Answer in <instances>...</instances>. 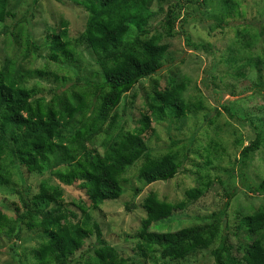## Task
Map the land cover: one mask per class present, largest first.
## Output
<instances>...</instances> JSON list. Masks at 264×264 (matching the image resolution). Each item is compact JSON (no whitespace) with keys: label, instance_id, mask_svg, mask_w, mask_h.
<instances>
[{"label":"trees","instance_id":"obj_1","mask_svg":"<svg viewBox=\"0 0 264 264\" xmlns=\"http://www.w3.org/2000/svg\"><path fill=\"white\" fill-rule=\"evenodd\" d=\"M39 1L34 0V5ZM71 2L86 13L84 32L79 39H71L67 23L63 22L58 32L49 35L50 42L43 49L48 53V61L62 68L78 63L77 54L83 55L77 46L84 44L98 67L94 74L97 80L78 79L76 87L83 85L86 90L72 93L68 88L60 91L45 86L43 79L47 82L52 79L56 84L67 82L66 77L48 69L20 72L16 76L12 62L0 68V187L8 188L15 184L16 168L27 176L49 172L59 181L58 184L49 180L41 182L37 194H32L31 188L16 190L18 203L13 217L0 210V239L9 241L12 257L17 262L20 259L16 254V241L20 240L24 228L29 232L39 229L45 236L34 251V264H78L84 256L81 254L78 259L77 254L92 238L96 239V246H105L102 230L93 221L91 212L104 202L122 196L127 183L125 175L138 162L142 161L136 179L143 186L134 191V201L144 187L169 183L177 178L190 153H193L191 148L195 139H189L188 145L183 146L184 151L169 148L163 152L151 146V139L146 140L145 137L148 133L155 135L153 124L161 125L168 118L181 119L192 111V107L200 109V103L184 98L186 83L174 82L164 90H158L156 85L153 93L146 96L148 110L139 120V128L114 137L120 119L116 110L141 82L161 71L170 49L163 43L164 39H174L182 33L189 49L201 52L207 58H215L214 50H209L212 48L209 43L195 44L184 31L191 17L183 20L181 30L177 32L180 14L172 8L165 14L163 32L151 34V23L164 13L163 6L169 0ZM262 2L260 13L264 14V0ZM237 8V5L228 7L227 20H219L217 27H234L231 17L240 16ZM14 19L10 0H0V24ZM19 24L20 21L11 27L5 26L2 33L14 34ZM263 34L254 35L247 25L237 32L234 40L239 48L225 51L228 54L227 59L223 56L225 63L237 72V77L243 78L244 75L239 73L247 70L260 72L259 67L264 64V47L259 54L254 48ZM30 44L34 47L30 53L37 54L40 47L32 40ZM26 55L28 58L29 53ZM35 77L39 81L31 85L28 79ZM225 110L230 119H236L229 107ZM251 124L254 125L252 120ZM101 136L104 139L100 142V150L96 143ZM263 144V133L257 132L252 143L241 151L242 167ZM214 145L215 151H221L218 144ZM210 156L207 153V158ZM209 164L208 161L206 165ZM195 167L203 171L202 166L197 164ZM74 183H79V188L86 191L90 201L89 206L78 205L80 218L64 205L62 186ZM209 187L206 184L202 188L188 189L184 193L185 198L179 202H167L160 200L157 194H148L143 202L146 218L141 222L140 241L133 250L134 255L123 257L115 249L101 248L94 264H160V259L183 261L191 253L203 250H211L214 264H264V235L261 236L264 233V208L244 216L235 228L236 232L232 229L225 232L222 228L224 212L214 213L212 224H204L185 235L174 237L158 258L154 239L147 235V231L162 228L174 213L185 211L190 204L204 197ZM249 191L254 196H264V178L258 186H250ZM235 195L234 192L227 196L225 210ZM126 209L131 212L133 203ZM233 250L237 256L233 255Z\"/></svg>","mask_w":264,"mask_h":264},{"label":"rangeland","instance_id":"obj_2","mask_svg":"<svg viewBox=\"0 0 264 264\" xmlns=\"http://www.w3.org/2000/svg\"><path fill=\"white\" fill-rule=\"evenodd\" d=\"M231 5L238 6L240 15L231 17L235 26L218 28L219 20L226 19L227 9ZM10 6L15 19L0 24V68L12 62L16 76H19L20 72L48 69L49 72L66 77L67 82L56 84L52 79L50 82L43 79L46 81L43 84L60 91L68 88L72 93L86 90L83 85L76 87L78 79L97 80L94 74L98 67L84 44L77 46V50L83 55L80 57L77 54L78 63L64 65L62 68L50 63L47 59L48 53L43 49L44 45L50 42L49 35L54 31L58 32L63 22L67 23L71 39L80 38L87 20L86 13L80 7L74 5L71 0H40L37 5H34V0H10ZM262 6V0H194V3L192 0H169L164 4V13H160L150 25L151 34L163 32L165 14L172 8L180 14L177 32L181 30L183 20L191 17L184 31L191 36L195 44L209 43L212 47L209 50H214L215 58H207L203 53L189 49L182 33L174 39H164L163 43L168 44L170 49L163 68L153 78L141 82L134 92L123 99L116 110L120 119L114 137L121 132L139 128V120L148 110L146 96L153 93L156 85L158 90H164L170 88L174 82H185L187 89L184 98L192 103H200V109L192 107V111L187 112L181 119L168 118L161 125L153 124L155 135L148 133L145 139L150 138L151 146L167 152L169 148L184 151L183 146H187L189 139L193 137V153H190L174 181L144 187L135 201L134 191L143 186L136 179L142 161L130 168L125 175L127 183L123 195L117 200L104 202L99 209L91 212L93 221L98 223L102 230L105 246H96L95 238L88 240L76 256L78 259L81 254L84 256L78 264H94L101 248L115 249L123 257L133 256V250L140 241L141 222L146 218L143 202L150 193L157 194L160 200L179 202L185 198L186 190L202 188L206 184L210 186L204 197L190 204L185 211L174 213L162 228L147 231V235L154 239L158 258L169 243L174 241V237L185 235L204 224H212L211 217L214 213L224 212L222 228L225 232L227 229L236 232L235 228L244 216L264 208V196H254L249 191L250 186H258L264 178V144L245 167L240 163L242 149L252 143L256 133L262 132L264 137V64L259 67L260 72L247 70L240 72L244 77L239 78L237 72L227 65L223 58L228 57L225 53L227 49L239 48V44H235L234 40L236 41L237 32L244 30L247 25L254 35L264 33V14L260 13ZM154 10L157 11L158 8L155 7ZM19 21V27L15 29L14 34L2 33L5 26L11 27ZM260 38L254 48L257 54L264 47V34ZM31 40L40 47L37 54L30 53V50L34 49L30 44ZM28 80L31 85L39 81L36 77ZM226 107L232 110L236 119L228 117ZM237 118L241 122L237 121ZM103 139V136L98 138L96 148L101 150L99 145ZM214 144H218L221 151H215ZM207 153L211 154L210 158H207ZM182 159L181 155L180 161ZM208 161L210 164L206 165ZM197 164L202 166L203 171L195 167ZM62 169L66 167L62 166ZM16 172L14 185L8 188L0 187V210L10 217L14 216L15 205L18 203L16 190L31 188L32 194H37L41 182L49 180L54 184L59 183L49 172L41 176H27L17 168ZM62 187L65 207L74 211L80 218L78 205H90L86 191L79 188V183ZM234 192L236 195L225 210L227 196ZM130 203L134 205L131 212L126 209ZM207 217V220H203ZM263 235L264 233L261 236ZM44 239L45 236L39 229L31 232L25 228L21 230L20 240L15 243L20 262L13 259L9 241L0 239V264H34V251ZM210 251L191 253L183 261L169 262L160 259L159 262L214 264ZM233 255L237 256L234 250Z\"/></svg>","mask_w":264,"mask_h":264},{"label":"clouds","instance_id":"obj_3","mask_svg":"<svg viewBox=\"0 0 264 264\" xmlns=\"http://www.w3.org/2000/svg\"><path fill=\"white\" fill-rule=\"evenodd\" d=\"M123 195V194H122ZM119 199V198H118ZM130 204H128L127 206H129Z\"/></svg>","mask_w":264,"mask_h":264}]
</instances>
